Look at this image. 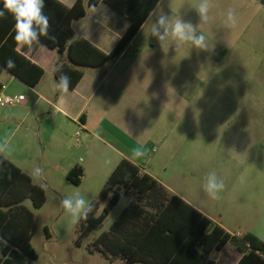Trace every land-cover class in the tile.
Masks as SVG:
<instances>
[{
	"label": "crops",
	"instance_id": "0c3cea01",
	"mask_svg": "<svg viewBox=\"0 0 264 264\" xmlns=\"http://www.w3.org/2000/svg\"><path fill=\"white\" fill-rule=\"evenodd\" d=\"M57 1L72 7L77 0ZM197 2L198 0H159L152 13L166 14L173 20L180 16L185 21L198 25L199 17L193 8ZM212 4L209 22L198 25L197 29L206 35L209 50L201 51L188 45H165L162 48L157 39L151 36V20L148 16L119 58L100 68L85 69L77 86L64 95L54 92L52 88L53 83L57 81L55 69L60 57L58 52L40 42L34 43L31 48L18 47V52L42 67L45 74L36 87H30L5 70L0 74V83L3 86L0 94L24 95L26 99L18 106L0 107V140L8 139L11 148V153L6 158L27 173L34 183L33 169H42L45 162L47 166L54 168L43 170L40 179L45 180L46 175H56L58 166H61L60 172L67 176L72 168L81 165L71 161L68 154L59 157L58 152L64 148L69 133H74L75 126H79L87 150L95 143L108 150V157L102 163L105 169L104 181H107L120 162L126 159L160 182L172 195H176L162 180L150 174V149L155 143H165L159 129L150 125V86L155 82L165 84L156 71L165 72L167 68H174L176 65L180 72L176 78L178 82L196 86L203 79L219 81L217 72L223 66H226L227 70H233L236 62L251 64L252 60H256L254 56H258V52L251 47L250 25L258 23L260 27V23L264 22V5L259 0H212ZM229 9L235 12L238 21L232 28L225 26ZM4 22L0 21L2 30L5 29ZM213 23L222 24L217 27ZM129 26L128 15L103 0L88 7L86 16L73 23L78 38L87 40L106 54L116 47ZM257 36L261 42L264 39V30L258 28ZM221 52L227 54L226 62L221 60ZM208 71L212 72V75L204 77ZM181 76L187 80L184 81ZM139 145L147 148L148 155L131 161V150ZM81 168L84 178L88 168ZM26 202L24 205L34 214L36 225V215ZM193 207L231 235L252 233L264 242V231H260L264 229L261 227L252 229L238 224L230 228L203 210ZM33 210L38 211L34 208ZM242 257L243 254L232 243H228L222 250L211 253L207 261L214 264H238ZM26 260L29 264H36L38 258L36 261L28 258ZM115 262L124 264L121 260L111 263Z\"/></svg>",
	"mask_w": 264,
	"mask_h": 264
},
{
	"label": "rangeland",
	"instance_id": "374dc122",
	"mask_svg": "<svg viewBox=\"0 0 264 264\" xmlns=\"http://www.w3.org/2000/svg\"><path fill=\"white\" fill-rule=\"evenodd\" d=\"M221 24L213 23L217 27ZM258 28L264 30V22L260 27L251 23L250 43L258 52L251 64L239 61L233 70L223 66L217 72L219 81L203 79L196 86L179 83L176 78L180 72L175 65L165 72L156 71L165 84L155 82L150 86V125L159 129L165 140L150 149V174L230 228L243 224L264 229V39L260 42ZM219 56L227 61L226 53ZM206 74L204 77H209L212 72ZM82 135L81 128L75 126L58 152L59 157L68 154L71 161L88 168L81 185L71 184L60 172L61 166L56 175H46L45 180L33 176L35 183L46 185L47 196L38 211L33 210L31 201L26 202L36 215V264H121L111 263L99 253L90 254L89 248L119 219L130 197L122 195L101 228L86 237L81 248L75 244L80 222L71 225L60 206L64 197L76 191L90 203L96 201L106 183L102 163L108 150L96 143L87 150ZM50 168L54 167L46 162L42 166V170ZM213 171L225 185L218 200L209 198L203 190L206 176ZM107 204H100L98 215Z\"/></svg>",
	"mask_w": 264,
	"mask_h": 264
},
{
	"label": "trees",
	"instance_id": "16d2710c",
	"mask_svg": "<svg viewBox=\"0 0 264 264\" xmlns=\"http://www.w3.org/2000/svg\"><path fill=\"white\" fill-rule=\"evenodd\" d=\"M101 0H77L67 7L57 0H45L44 14L49 18L51 35L55 40L40 38V43L60 55L58 65L71 79L74 89L85 69H96L115 61L128 48L141 26L159 0H103L121 13L127 14L130 26L116 47L108 54L90 42L78 38L73 23L86 16L88 7ZM264 5V0H259ZM3 9V0H0ZM4 32H0V74L9 58L15 68L6 71L20 81L36 87L44 77V69L31 62L17 50L15 21L6 13ZM0 28V31H3ZM63 58L66 60L64 61ZM56 66V67H57ZM61 73L56 72L58 80ZM3 86L0 83V92ZM84 172L75 166L67 180L81 185ZM122 195L131 199L129 206L107 232L91 243L90 252H99L107 260L124 264H214L208 256L232 243L243 254L238 264H264V242L252 233L231 235L184 199L172 195L160 182L140 170L129 160H122L102 188L99 198L91 202L93 211L79 223L76 246L101 228ZM31 201L34 209L43 208L46 191L11 162L0 156V264H29L37 260L32 245L36 234L34 214L24 202ZM108 201L98 215L100 204Z\"/></svg>",
	"mask_w": 264,
	"mask_h": 264
},
{
	"label": "clouds",
	"instance_id": "9594fccd",
	"mask_svg": "<svg viewBox=\"0 0 264 264\" xmlns=\"http://www.w3.org/2000/svg\"><path fill=\"white\" fill-rule=\"evenodd\" d=\"M45 0H3V9H0V18L5 14H11L15 25V42L18 47L31 48L34 43H39L41 37L55 40V36L49 32V18L44 14ZM213 7L212 0H198L193 5L198 17L199 24H206L210 20V10ZM155 16V19L153 17ZM151 20V36L155 37L162 48L165 45H188L201 51L209 50L207 37L203 32H198V25H193L190 21H185L180 16L172 19L166 14H149ZM237 16L232 9H229L226 16L225 26L235 27ZM15 68V61L9 58L6 62V69ZM56 72L61 73L59 79L53 83V91L61 95L67 94L70 90L71 79L63 73V65L56 67ZM11 153L8 139L0 140V155L7 157ZM148 155V150L144 145H139L131 150V161H137ZM43 170L39 167L33 169L32 175L35 178L41 177ZM42 189L46 185H39ZM224 181L215 171L210 172L204 181L203 190L207 196L213 200L220 199V194L224 190ZM60 206L65 214L70 217V224L77 225L80 221L86 220L93 211V205L81 192L76 191L71 196L64 197Z\"/></svg>",
	"mask_w": 264,
	"mask_h": 264
},
{
	"label": "built area",
	"instance_id": "2783aa9c",
	"mask_svg": "<svg viewBox=\"0 0 264 264\" xmlns=\"http://www.w3.org/2000/svg\"><path fill=\"white\" fill-rule=\"evenodd\" d=\"M25 96L19 95V96H11V95H2L0 94V107L2 108H8V107H14L21 105L25 102ZM76 136L79 137L80 133L77 132ZM237 236H241L240 234H237Z\"/></svg>",
	"mask_w": 264,
	"mask_h": 264
}]
</instances>
